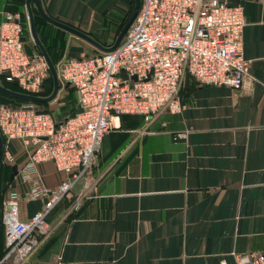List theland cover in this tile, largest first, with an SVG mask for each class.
Here are the masks:
<instances>
[{
  "label": "crops",
  "instance_id": "1",
  "mask_svg": "<svg viewBox=\"0 0 264 264\" xmlns=\"http://www.w3.org/2000/svg\"><path fill=\"white\" fill-rule=\"evenodd\" d=\"M26 1L0 0V23L4 12L24 19L28 8L37 39L57 64L105 53L133 8V0H35L46 17L98 48L46 23ZM234 1L245 21L242 54L252 82L234 91L199 86L185 75L180 114L162 112L148 124L142 116L121 115L102 137L94 185L88 191L76 186L54 204L45 216L49 233L21 264H54L56 256L59 264H233L232 254L264 255V0ZM24 24L26 50L40 54ZM181 132L185 139L174 140ZM2 143L13 163L0 154V213L12 191L19 220H27L45 199L28 201L23 176L10 177L26 149L16 140ZM35 173L49 191L64 180L49 161ZM3 252L0 223V260Z\"/></svg>",
  "mask_w": 264,
  "mask_h": 264
},
{
  "label": "built area",
  "instance_id": "2",
  "mask_svg": "<svg viewBox=\"0 0 264 264\" xmlns=\"http://www.w3.org/2000/svg\"><path fill=\"white\" fill-rule=\"evenodd\" d=\"M0 23V77L22 94L39 97L49 76L41 54L28 52L21 41L22 20L4 12ZM245 26L239 6L221 0H139L138 9L121 41L111 52L62 60L55 69L59 86L75 95L76 111L54 120L53 112L33 104H0V137L19 141L27 151L16 167L29 185L28 201L42 200L40 211L27 220L18 218V195L10 191L2 201L0 223L4 252L0 264H21L50 231L48 211L76 186L94 185L91 171L102 137L117 128L121 115L142 116L148 124L162 112L178 115L184 109L178 95L187 75L199 86L242 90L251 83L249 62L242 54ZM5 74V76H3ZM186 137L177 133L173 139ZM2 147L7 164L11 155ZM52 162L64 176L57 190L40 185L35 167ZM233 264H264L257 252L232 254ZM59 256L54 264H59ZM220 264H225L221 262Z\"/></svg>",
  "mask_w": 264,
  "mask_h": 264
},
{
  "label": "water",
  "instance_id": "3",
  "mask_svg": "<svg viewBox=\"0 0 264 264\" xmlns=\"http://www.w3.org/2000/svg\"><path fill=\"white\" fill-rule=\"evenodd\" d=\"M29 2H32L35 4L36 6V9H37V12L38 14L40 15V17L48 24L54 26V27H57L59 29H62L76 37H79L81 39H83L84 41L98 47L93 41H91L89 38H87L85 35H83L82 33L66 26V25H63L61 23H58L48 17H46L39 9L37 3L35 0H27L26 1V5H28ZM133 8L126 20V22L124 23L122 29L120 30L119 34L117 35V37L115 38L113 44L108 48V49H102L103 52H111L113 51L117 45L119 44V42L121 41L127 27L129 26V24L131 23L137 9H138V6H139V0H133ZM226 5L229 6V7H234V6H237V2L234 1V0H227L226 1ZM27 17H28V26H29V32H30V35H31V38H32V41L33 43L36 45V47L38 48L40 54L42 55V57L44 58L46 64H47V67H48V72H49V75H50V78H51V81H52V91H51V94L46 97V98H40V97H34V96H29V95H25V94H20V93H13L11 91H8L6 89H4L3 87L0 86V93L3 94V95H6L8 97H11V98H14V99H19V100H22V101H26V102H29V103H42V104H46V103H49L51 102L55 96H56V93L58 91V80H57V76H56V71L54 69V67L52 66L50 60L48 59L44 49L42 48V46L40 45L36 35H35V31H34V25H33V21H32V17H31V12L30 10L27 8ZM21 41L24 42V38L22 37L21 38ZM99 48V47H98ZM5 76V74L3 75ZM47 111H41L40 113L42 114H45ZM70 117H73V114L70 115ZM2 147H3V143H2V138L0 137V154L2 152ZM16 173V169L15 167H11V174H10V177L12 178L13 175Z\"/></svg>",
  "mask_w": 264,
  "mask_h": 264
},
{
  "label": "rangeland",
  "instance_id": "4",
  "mask_svg": "<svg viewBox=\"0 0 264 264\" xmlns=\"http://www.w3.org/2000/svg\"><path fill=\"white\" fill-rule=\"evenodd\" d=\"M131 3L132 4H131L129 10H131V8L133 6V2H131ZM129 13L130 12H126L124 14L122 24H124L126 22L128 16H129ZM90 55H92V54H90ZM26 104H32V103H26ZM33 105L52 110L54 113L57 114V116L60 115L59 120H61V119L65 118L66 116H68V113L70 111H72L76 108V101H75V97H74L71 89H69L66 86H62V87L59 86L58 87V93L56 94L55 99L52 101L51 106L48 107L47 105L42 106V105H38V104L37 105L33 104ZM50 107H52V109H50ZM55 118H56V116L54 117V120H57Z\"/></svg>",
  "mask_w": 264,
  "mask_h": 264
},
{
  "label": "trees",
  "instance_id": "5",
  "mask_svg": "<svg viewBox=\"0 0 264 264\" xmlns=\"http://www.w3.org/2000/svg\"><path fill=\"white\" fill-rule=\"evenodd\" d=\"M25 33H26V31H25V24H24V20H22V35H24ZM39 38H38V41H39L40 45L43 47L44 51L47 54V48H45L43 46V43L41 42V39H39ZM47 56H48V58H49V60H50V62L52 64V66L54 67V69H56L58 64L48 54H47ZM0 85L4 89H6L8 91H11L13 93H20V94H22V91L15 84L4 83V82L1 81ZM43 87H44L43 92L39 96L46 97L52 91V81H51L50 75L48 76V78L44 82ZM1 103L10 104V105H13V106L17 107V106L24 105V103L26 104V103H29V102L22 101V100H19V99H14V98L8 97V96L3 95V94L0 93V104ZM32 104H36V105L38 104V105H42V106H45L46 105V104H42V103H32ZM74 111H75V109L72 110V111H70L68 113V115L71 114V113H73ZM59 116L60 115L56 116V118H55V119H57L56 121H59Z\"/></svg>",
  "mask_w": 264,
  "mask_h": 264
},
{
  "label": "bare ground",
  "instance_id": "6",
  "mask_svg": "<svg viewBox=\"0 0 264 264\" xmlns=\"http://www.w3.org/2000/svg\"><path fill=\"white\" fill-rule=\"evenodd\" d=\"M115 125H118V122H115Z\"/></svg>",
  "mask_w": 264,
  "mask_h": 264
}]
</instances>
